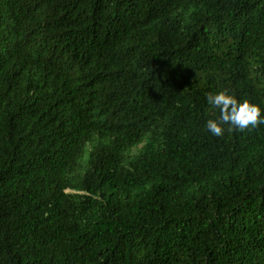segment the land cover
<instances>
[{
  "label": "trees",
  "instance_id": "16d2710c",
  "mask_svg": "<svg viewBox=\"0 0 264 264\" xmlns=\"http://www.w3.org/2000/svg\"><path fill=\"white\" fill-rule=\"evenodd\" d=\"M264 0H0V264H264Z\"/></svg>",
  "mask_w": 264,
  "mask_h": 264
},
{
  "label": "clouds",
  "instance_id": "9594fccd",
  "mask_svg": "<svg viewBox=\"0 0 264 264\" xmlns=\"http://www.w3.org/2000/svg\"><path fill=\"white\" fill-rule=\"evenodd\" d=\"M207 102L220 110L218 119L208 120L206 123V129L214 136L224 135V125H230L229 131L232 129L244 131L264 124V110L247 101L239 102L235 95L229 94L227 90L209 93Z\"/></svg>",
  "mask_w": 264,
  "mask_h": 264
}]
</instances>
